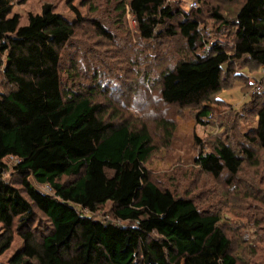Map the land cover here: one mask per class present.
<instances>
[{
    "label": "trees",
    "instance_id": "trees-1",
    "mask_svg": "<svg viewBox=\"0 0 264 264\" xmlns=\"http://www.w3.org/2000/svg\"><path fill=\"white\" fill-rule=\"evenodd\" d=\"M15 1L0 0V74L9 85L0 91V224L5 230L0 255L10 247L16 225L24 247L10 264H237L220 215L201 211L191 198L150 179L145 163L154 146L146 125L108 122L94 101L95 90L64 85L61 50L75 35L73 23L46 3L21 25L19 15H12ZM74 1L67 0L68 6L82 21ZM115 1L118 10L129 8L145 39L181 34L191 49L200 41L198 19L164 0ZM222 24L235 28L231 51L214 44L164 71V102L206 103L221 90L223 73L244 57L264 66V0H244L233 20ZM256 114L250 139L264 148V103ZM209 115L203 105L197 119ZM7 157L18 160L20 187L3 178ZM195 161L214 177L224 171L234 177L243 158L219 141L212 151L201 150ZM62 176L75 180L61 183ZM31 177L49 185L53 194L39 190ZM107 202L121 223L94 217ZM36 210L50 222L39 238L24 230Z\"/></svg>",
    "mask_w": 264,
    "mask_h": 264
},
{
    "label": "rangeland",
    "instance_id": "rangeland-1",
    "mask_svg": "<svg viewBox=\"0 0 264 264\" xmlns=\"http://www.w3.org/2000/svg\"><path fill=\"white\" fill-rule=\"evenodd\" d=\"M164 1L173 10L198 19L200 41L194 49L181 34L143 38L129 8L118 10L115 0H75L82 21L67 0L15 1L12 15L18 14L20 24L25 25L30 14L41 13L42 6L50 3L72 22L75 35L61 50L64 85L79 92L95 90L94 101L101 104V115L108 122H126L136 128L146 125L154 146L145 163L150 179L177 196L191 198L201 211L220 215L219 225L232 241L237 264H264V148L250 139L255 137L257 109L264 103V66L248 57L236 61L223 73L221 90L199 105L168 104L160 93L162 73L180 60L203 54L214 44L231 51L235 28L223 26L222 21H232L244 0ZM96 23L108 35H102ZM8 88L0 74V91ZM203 105L210 115L200 122L197 114ZM219 141L243 158L234 177L227 171L214 177L196 164L201 150L210 152ZM17 161L4 159L3 178L20 187ZM30 180L42 192L53 194L49 185ZM73 180L59 179L61 183ZM35 213L31 226L24 230L34 231L39 238L50 230V222L38 210ZM94 217L121 223L113 215L111 202L101 205ZM17 229L15 225L14 239L0 255V264H10L24 247ZM4 231L0 224V235Z\"/></svg>",
    "mask_w": 264,
    "mask_h": 264
}]
</instances>
